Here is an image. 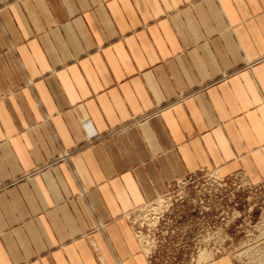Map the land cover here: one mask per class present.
Segmentation results:
<instances>
[{
  "label": "crops",
  "instance_id": "obj_1",
  "mask_svg": "<svg viewBox=\"0 0 264 264\" xmlns=\"http://www.w3.org/2000/svg\"><path fill=\"white\" fill-rule=\"evenodd\" d=\"M198 170L264 180V0H0V264H150Z\"/></svg>",
  "mask_w": 264,
  "mask_h": 264
},
{
  "label": "rangeland",
  "instance_id": "obj_2",
  "mask_svg": "<svg viewBox=\"0 0 264 264\" xmlns=\"http://www.w3.org/2000/svg\"><path fill=\"white\" fill-rule=\"evenodd\" d=\"M188 176L169 185L163 201L159 197L131 216L150 264H205L226 257L233 264H264V247L257 244L264 243V180L252 182L242 170Z\"/></svg>",
  "mask_w": 264,
  "mask_h": 264
},
{
  "label": "built area",
  "instance_id": "obj_3",
  "mask_svg": "<svg viewBox=\"0 0 264 264\" xmlns=\"http://www.w3.org/2000/svg\"><path fill=\"white\" fill-rule=\"evenodd\" d=\"M94 136V133H92V134H90L89 136H88V138H91V137H93ZM186 178H189V176H187ZM181 181V179L180 180H178V181H176L175 183H179ZM160 200L161 201H163V198L162 197H160ZM155 202V201H154ZM158 214V212L156 213V215ZM258 244V246H260V247H264V243H261V242H259V243H257ZM243 246H249V243H246V244H242V245H240V247L241 248H243ZM264 262V261H263Z\"/></svg>",
  "mask_w": 264,
  "mask_h": 264
},
{
  "label": "bare ground",
  "instance_id": "obj_4",
  "mask_svg": "<svg viewBox=\"0 0 264 264\" xmlns=\"http://www.w3.org/2000/svg\"><path fill=\"white\" fill-rule=\"evenodd\" d=\"M158 201V200H157ZM155 211V210H154Z\"/></svg>",
  "mask_w": 264,
  "mask_h": 264
}]
</instances>
